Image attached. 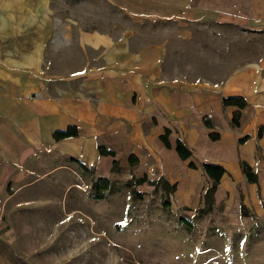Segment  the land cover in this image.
I'll use <instances>...</instances> for the list:
<instances>
[{"label":"crops","instance_id":"crops-1","mask_svg":"<svg viewBox=\"0 0 264 264\" xmlns=\"http://www.w3.org/2000/svg\"><path fill=\"white\" fill-rule=\"evenodd\" d=\"M104 1L129 14L132 22L166 24L118 32L81 30L77 44L86 54L85 64L76 62L69 77L53 80L47 73V0H0V183L10 189L12 184L8 197L52 169L65 167L56 160L97 167L105 177L113 159L124 162L132 153L136 170H157L176 184L175 191L182 185L191 197L201 188L195 177L204 173L200 167L190 168V159L225 167L216 198L236 192V183L241 188L254 185V193L264 198V63L237 64L221 83L172 76V70L180 69V55L185 60L197 50L188 45L196 27L222 21L206 11V0ZM251 11L253 19L264 20V0H251ZM169 58L172 69L164 76ZM229 95L247 100L239 126L230 124L237 108L222 106V97ZM207 114L214 128L204 125ZM68 125H76L78 135L55 140L53 132ZM165 128L170 130V147L159 138ZM212 131L219 133L218 140L210 139ZM244 135L249 138L239 143ZM178 137L191 149V158L178 156ZM98 144L115 156L100 155ZM241 160L256 169L257 183L245 180ZM42 163L51 168L39 172ZM33 172L34 178L29 177Z\"/></svg>","mask_w":264,"mask_h":264},{"label":"rangeland","instance_id":"rangeland-1","mask_svg":"<svg viewBox=\"0 0 264 264\" xmlns=\"http://www.w3.org/2000/svg\"><path fill=\"white\" fill-rule=\"evenodd\" d=\"M205 7L222 21L196 27L188 45L197 50L185 60L180 55V69L172 72L166 59L164 76L170 72L221 83L237 64L264 63V20L251 17V0H206ZM47 15V73L53 80L69 77L76 62L85 64L86 54L77 44L81 30L166 24L132 22L104 0H47ZM177 45L182 49V38ZM56 161L65 167L52 169L14 196L8 197L12 184L10 189L0 183V264H264V198L254 193V185L236 183V192L214 195L211 210H205L203 191L210 181L204 174L195 177L201 188L192 200L182 185L169 192L157 170L141 173L119 158L118 170L105 175L114 181L113 192L94 199L97 167L85 170L68 158ZM50 168L42 163L37 170ZM86 232L93 240L89 246L79 239Z\"/></svg>","mask_w":264,"mask_h":264},{"label":"trees","instance_id":"trees-1","mask_svg":"<svg viewBox=\"0 0 264 264\" xmlns=\"http://www.w3.org/2000/svg\"><path fill=\"white\" fill-rule=\"evenodd\" d=\"M222 106H235L237 109L233 112L232 118L230 119L231 126H239L240 124V110L247 105V100L242 95H229L222 97ZM202 121L204 125L208 128H214L215 124L211 117L207 114L202 117ZM261 126L257 130V135L261 136ZM170 130L165 128L163 133L159 135L160 140L166 147H170V142L168 139ZM78 135V128L76 125H68L65 129H57L53 132V138L55 140H60L63 138L68 137H75ZM209 137L211 140H218L220 135L217 131H212L209 133ZM249 138V135H244L243 137L239 138L237 141L239 143H243L245 140ZM98 153L100 155H109L115 156V152L111 149L106 148L103 144H98L97 146ZM175 150L178 156L182 160H186L192 157L191 149L178 137L175 140ZM71 160H75L71 158ZM138 160L137 158L131 153L128 157V162L130 164L136 163ZM81 168L88 170L89 168L93 169L94 166L87 167L85 164L79 162ZM118 161L116 159L112 160V171H117ZM188 166L190 168H197L200 167L203 173L208 177L210 180L209 185L203 191V204L205 210H211L213 203H214V193L216 190L217 185L220 182L221 177L226 173V169L223 165L218 163H209V162H199L198 164L195 163L192 159L189 160ZM240 167L242 173L244 175L245 180L248 183H257L258 182V175L256 169H254L247 161L241 160ZM165 187L168 188L169 192H174L176 190L175 183H169L162 175H160L159 179ZM113 182L108 177L104 176H97L95 180H93L91 184V190L93 192L92 198L94 199H102L105 198L103 192L112 193L113 192ZM131 181L126 180L124 181V185L129 186ZM243 204H241V208Z\"/></svg>","mask_w":264,"mask_h":264},{"label":"bare ground","instance_id":"bare-ground-1","mask_svg":"<svg viewBox=\"0 0 264 264\" xmlns=\"http://www.w3.org/2000/svg\"><path fill=\"white\" fill-rule=\"evenodd\" d=\"M90 236L88 232H86L81 238L79 237L80 241L82 240L83 244L86 246H89V244H92L93 240L87 239V237Z\"/></svg>","mask_w":264,"mask_h":264}]
</instances>
